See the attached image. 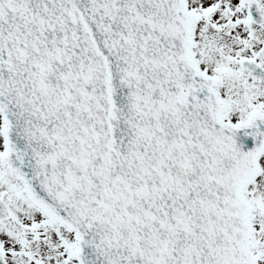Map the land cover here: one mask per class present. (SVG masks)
Segmentation results:
<instances>
[{
	"label": "snow or ice",
	"instance_id": "1",
	"mask_svg": "<svg viewBox=\"0 0 264 264\" xmlns=\"http://www.w3.org/2000/svg\"><path fill=\"white\" fill-rule=\"evenodd\" d=\"M0 264H264V0H0Z\"/></svg>",
	"mask_w": 264,
	"mask_h": 264
}]
</instances>
